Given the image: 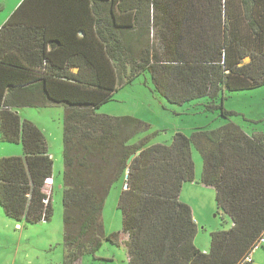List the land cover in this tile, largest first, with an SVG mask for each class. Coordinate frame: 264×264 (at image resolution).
I'll use <instances>...</instances> for the list:
<instances>
[{"label": "trees", "instance_id": "1", "mask_svg": "<svg viewBox=\"0 0 264 264\" xmlns=\"http://www.w3.org/2000/svg\"><path fill=\"white\" fill-rule=\"evenodd\" d=\"M147 72L170 104L208 98L209 111L229 118L225 93L264 87V0H24L0 30V141L24 149L0 159V206L18 224L52 219L49 144L17 110L62 106V264L95 256L105 240L122 242L129 264H242L264 235V134L230 123L178 132L171 145L133 143L147 123L98 110ZM192 146L202 184L233 223L211 235L208 253L181 200L195 181ZM126 176L118 207L127 239L106 237L104 204Z\"/></svg>", "mask_w": 264, "mask_h": 264}, {"label": "rangeland", "instance_id": "2", "mask_svg": "<svg viewBox=\"0 0 264 264\" xmlns=\"http://www.w3.org/2000/svg\"><path fill=\"white\" fill-rule=\"evenodd\" d=\"M12 0H0V20L11 14ZM5 9H4V8ZM224 109L232 112L229 118L222 116V109L209 111L208 98L192 101L185 105H172L156 90L150 73H144L132 83L118 90L112 101L103 105L100 114L123 117L132 116L149 125V129L138 134L133 143L149 139L150 144L171 145L178 132L191 137L198 129L217 130L234 123L246 133L264 134V87L225 93ZM23 120L33 122L45 134L49 144V153L54 161V182L47 188L53 207L50 221L28 224L9 218L0 206V264H62L65 260L64 248V141L63 127L65 108L62 106L45 108H21L17 110ZM24 149L21 144L0 141V159L21 157ZM195 163V181L186 183L182 189L181 200L193 204L199 213L196 246L210 251L211 235L217 231L229 230L231 218L217 208L216 193L211 187L202 184L203 158L195 146H192ZM199 183V184H197ZM123 191V183L114 184L106 198L103 210L105 235L123 234V214L118 207ZM191 206V205H190ZM197 223V219H195ZM205 252V251H204ZM252 264H264V245L252 254ZM77 264H129L125 245L103 242L96 255H85Z\"/></svg>", "mask_w": 264, "mask_h": 264}, {"label": "crops", "instance_id": "3", "mask_svg": "<svg viewBox=\"0 0 264 264\" xmlns=\"http://www.w3.org/2000/svg\"><path fill=\"white\" fill-rule=\"evenodd\" d=\"M24 0H12V5H14V6H12V10H11V14H9V16H8V18H5V19H2V20H0V30L4 27V25L7 23V21L10 19V17L14 14V12L19 8V6L22 4V2H23ZM4 8V7H3ZM5 9V8H4ZM22 23H24V24H27V23H29V24H34V23H36V22H30V21H26V20H20V21H18V24H22ZM46 23V22H45ZM47 24V23H46ZM74 72H77V70H74ZM19 109H21V108H19ZM18 109V110H19ZM54 179V178H53ZM55 183V182H54ZM122 183H123V190L124 189H126L125 188V186H126V179L125 180H122ZM193 183V182H192ZM216 193V192H215ZM189 205H191V207H192V210H193V215H194V219H197V224L198 223H200L199 221V213L196 211V209H195V206L193 205V204H190V203H188ZM18 224V223H17ZM19 225V224H18ZM232 225H233V223H232ZM125 239H127V237H125ZM206 253H208L207 251L208 250H204Z\"/></svg>", "mask_w": 264, "mask_h": 264}, {"label": "built area", "instance_id": "4", "mask_svg": "<svg viewBox=\"0 0 264 264\" xmlns=\"http://www.w3.org/2000/svg\"><path fill=\"white\" fill-rule=\"evenodd\" d=\"M53 186V179H47L46 180V187H52ZM48 196L50 197V195L48 194ZM46 203H48V201H46ZM264 245V235L259 239V241L257 242L254 251L257 250L259 247ZM253 251V252H254ZM246 263H253V258H252V254L249 255L242 264H246Z\"/></svg>", "mask_w": 264, "mask_h": 264}, {"label": "water", "instance_id": "5", "mask_svg": "<svg viewBox=\"0 0 264 264\" xmlns=\"http://www.w3.org/2000/svg\"><path fill=\"white\" fill-rule=\"evenodd\" d=\"M134 158H135V155H132V156L130 157L129 161H128V164H131ZM128 173H129V170L127 171V174H128ZM126 180H127V176H126ZM197 184H199V183H197ZM125 188H127V184H126Z\"/></svg>", "mask_w": 264, "mask_h": 264}]
</instances>
